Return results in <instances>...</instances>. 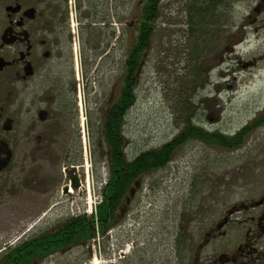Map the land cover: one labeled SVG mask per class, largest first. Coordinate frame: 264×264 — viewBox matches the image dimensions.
<instances>
[{
    "label": "rangeland",
    "instance_id": "obj_1",
    "mask_svg": "<svg viewBox=\"0 0 264 264\" xmlns=\"http://www.w3.org/2000/svg\"><path fill=\"white\" fill-rule=\"evenodd\" d=\"M71 1L43 3L54 7L56 22L62 30L69 28L73 61L77 48L85 74L74 79L80 83L77 89L84 118L78 125L63 127L66 134L60 138H66L70 145V168L76 167L75 171L70 169V174L76 180L68 175L67 159L62 157L13 165L0 175V254L5 247L51 229L67 216L95 212L101 200L107 169L95 165L92 148L100 139V110L102 115L107 110L113 88L122 75L138 0L128 1V18L123 28L116 24L119 38H112L109 28L105 39L95 34L91 45L82 37L80 25L79 33L72 31ZM188 1H162L152 48L136 89L137 100L127 114L125 133L130 157L170 141L184 128L185 114L203 129L220 130L230 137L264 113V31L257 33L251 24L254 0H230L233 14L225 28L227 34L217 38V56L202 57L199 62L188 56L192 46L187 34ZM87 21L88 18L84 19L83 24ZM193 70L201 74L197 80H192ZM95 78L100 79V109L94 100L96 84L89 89L86 85L87 81L94 85ZM263 162L264 122L245 137L241 147L227 149L196 139L181 144L172 161L145 179L127 215L109 231H116L115 244L116 235L126 239L124 249L133 238H145L144 256L139 253L115 263L180 264L182 252L178 254L176 250V237L181 234L183 244H188L191 234L212 219L213 213L207 210L209 204H217L223 197L240 198L255 181ZM101 244L95 237L89 248L79 246L57 253L48 264H110Z\"/></svg>",
    "mask_w": 264,
    "mask_h": 264
},
{
    "label": "flooded vegetation",
    "instance_id": "obj_2",
    "mask_svg": "<svg viewBox=\"0 0 264 264\" xmlns=\"http://www.w3.org/2000/svg\"><path fill=\"white\" fill-rule=\"evenodd\" d=\"M251 8L254 12L251 24L260 33L264 31V0H254ZM63 29L55 21L54 7L44 4L43 0H0V175L13 165L60 157L67 159L70 174V145L66 138H60L66 134L63 127L78 125L84 118L83 101L77 89L80 83L74 79L83 78L85 74L80 76L79 69L76 70L68 29ZM99 82L97 78L94 85L86 82L88 89L96 84V105L101 103ZM116 94L117 87H114L111 101ZM262 119L259 124L264 122ZM241 138L243 142L244 136ZM258 170L255 181L240 198L223 197L217 204H209L207 210L213 213L212 219L191 234L184 249L181 234L176 237V250L178 254L182 252L180 264H264V162ZM144 183L140 182L138 191ZM137 193L126 207L127 211ZM46 230L34 234V238L52 232ZM110 230L99 233L110 264L139 253L144 256L145 238H133L124 249L126 239L116 235L115 244L116 231L110 233ZM67 251L70 249L45 254L39 253L36 246L33 264H48L55 254Z\"/></svg>",
    "mask_w": 264,
    "mask_h": 264
},
{
    "label": "trees",
    "instance_id": "obj_3",
    "mask_svg": "<svg viewBox=\"0 0 264 264\" xmlns=\"http://www.w3.org/2000/svg\"><path fill=\"white\" fill-rule=\"evenodd\" d=\"M129 0H76L79 24L82 37L90 45L94 35L105 39L107 30L111 28V37L117 35L116 24L120 28L128 18L127 4ZM163 0H138L134 7V29L126 50L122 75L118 80L117 94L103 113L99 125L100 139L92 148L95 165H103L107 176L101 187V200L95 212H86L67 216L51 228L52 232L38 238L31 235L17 244L7 246L0 254V264H33L38 252L45 254L59 250L89 246L99 233H105L117 226L127 215L126 207L132 197V191L154 171L165 167L175 154V150L189 140L213 142L223 148H237L252 130L264 120V116L244 126L231 137L220 130L207 131L195 122L189 114H185L184 128L170 141L153 147L130 157L127 153L128 139L125 133L127 114L137 100V87L144 63L149 57L151 44L161 14ZM85 7L84 11L82 8ZM231 1L229 0H189L185 4L188 13L187 34L192 40L188 56L199 62L202 57L216 58L218 36L225 35L227 22L231 19ZM131 13V12H130ZM88 21L83 24L84 19ZM56 21V18H55ZM115 23V25H114ZM82 24V25H81ZM67 28V26H65ZM227 34V33H226ZM90 37V38H89ZM222 38V36H220ZM105 47L104 51L106 50ZM196 80L201 74L193 70ZM240 139V141H239ZM99 163V164H98ZM47 231V230H46ZM46 247V248H43ZM184 249L185 245L181 244Z\"/></svg>",
    "mask_w": 264,
    "mask_h": 264
},
{
    "label": "water",
    "instance_id": "obj_4",
    "mask_svg": "<svg viewBox=\"0 0 264 264\" xmlns=\"http://www.w3.org/2000/svg\"><path fill=\"white\" fill-rule=\"evenodd\" d=\"M73 171V170H72ZM73 179L76 180V178L72 175ZM74 186H77L76 182L74 184ZM133 194V193H132Z\"/></svg>",
    "mask_w": 264,
    "mask_h": 264
},
{
    "label": "bare ground",
    "instance_id": "obj_5",
    "mask_svg": "<svg viewBox=\"0 0 264 264\" xmlns=\"http://www.w3.org/2000/svg\"><path fill=\"white\" fill-rule=\"evenodd\" d=\"M76 53H77V50L75 49V52H74V54L76 55Z\"/></svg>",
    "mask_w": 264,
    "mask_h": 264
}]
</instances>
